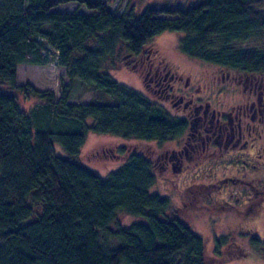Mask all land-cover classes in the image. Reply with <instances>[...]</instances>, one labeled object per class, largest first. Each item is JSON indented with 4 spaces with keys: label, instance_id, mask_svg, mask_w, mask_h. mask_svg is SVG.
<instances>
[{
    "label": "trees",
    "instance_id": "obj_1",
    "mask_svg": "<svg viewBox=\"0 0 264 264\" xmlns=\"http://www.w3.org/2000/svg\"><path fill=\"white\" fill-rule=\"evenodd\" d=\"M68 3L90 12L57 10ZM167 31L183 33L191 58L264 74V0L121 14L103 0H0V264H206L203 238L151 192L149 153H131L107 176L81 161L89 132L164 143L185 130L109 73ZM49 51L68 79L59 95L18 82L19 65H47ZM78 86L89 102L70 101ZM16 94L37 102L24 109ZM121 213L144 221L123 225Z\"/></svg>",
    "mask_w": 264,
    "mask_h": 264
},
{
    "label": "flooded vegetation",
    "instance_id": "obj_2",
    "mask_svg": "<svg viewBox=\"0 0 264 264\" xmlns=\"http://www.w3.org/2000/svg\"><path fill=\"white\" fill-rule=\"evenodd\" d=\"M148 46L134 59L144 83L185 125L153 157L155 169L160 164L164 180L176 182L179 202L192 200L204 215H231L248 241H264V74L171 63Z\"/></svg>",
    "mask_w": 264,
    "mask_h": 264
},
{
    "label": "rangeland",
    "instance_id": "obj_3",
    "mask_svg": "<svg viewBox=\"0 0 264 264\" xmlns=\"http://www.w3.org/2000/svg\"><path fill=\"white\" fill-rule=\"evenodd\" d=\"M106 1L111 10L121 14L125 9H133L137 13L142 12L146 7H169L187 9L196 6L204 0H103ZM58 11L90 12L86 7L79 6L77 3H68L60 5ZM163 18H170L171 15L163 14ZM181 32H163L153 37L149 43V48L157 47L166 55L169 62L177 61L196 68L208 67L209 63L191 58L185 55L180 47L179 40L183 37ZM49 62L47 65H26L21 64L18 67V82L20 85L31 84L39 90H53L60 94L61 80L68 82L65 75V69L58 65V59L54 51H49ZM127 61H123L116 69L109 71L111 76L119 83L124 84L138 92L145 94L154 101H159L153 89H148L144 83V67L137 66L134 58L128 56ZM129 62L130 65H127ZM135 66V67H134ZM4 89L10 92L7 86ZM17 99L24 109L33 106L37 100L35 98L25 97L22 94H16ZM93 97L92 92L82 93V88L78 86L72 94L71 102L87 103ZM161 103V102H160ZM171 115L174 113L166 105ZM89 119V122H92ZM169 144L158 142H148L135 138L126 139L112 134H101L89 132L86 141L81 148L82 163L98 173L101 176H107L112 171L117 170L127 161L128 156L134 152L149 153L152 161L155 155L160 154L163 148ZM123 149V152L120 150ZM57 154L63 155L59 144H55ZM155 173L157 180L152 187L151 192L158 193L170 200L171 211L178 215L180 220L195 230L203 237L205 242L206 264H264L263 241H248L250 233L244 229L234 228L231 224L234 222L231 215H218L208 213L206 215L199 213L192 200L186 203L179 202L177 184L174 181L164 180L160 170V164L157 165ZM175 175H172V178ZM196 209V210H195ZM213 218L214 221L211 219ZM120 223L130 225L134 222L144 221V219L127 214H119ZM264 240V228L261 231ZM219 236L220 241L215 240ZM254 245V243H256ZM254 245V246H253Z\"/></svg>",
    "mask_w": 264,
    "mask_h": 264
}]
</instances>
